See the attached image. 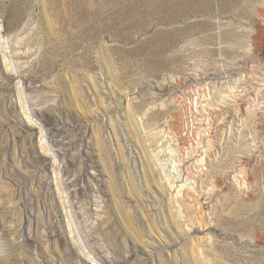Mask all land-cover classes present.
<instances>
[{
    "label": "rangeland",
    "instance_id": "1",
    "mask_svg": "<svg viewBox=\"0 0 264 264\" xmlns=\"http://www.w3.org/2000/svg\"><path fill=\"white\" fill-rule=\"evenodd\" d=\"M0 264H264V0H0Z\"/></svg>",
    "mask_w": 264,
    "mask_h": 264
}]
</instances>
